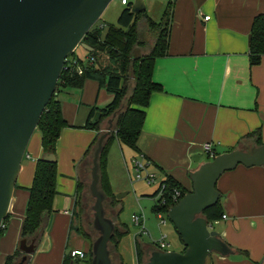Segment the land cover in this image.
Returning a JSON list of instances; mask_svg holds the SVG:
<instances>
[{"label":"crops","instance_id":"obj_1","mask_svg":"<svg viewBox=\"0 0 264 264\" xmlns=\"http://www.w3.org/2000/svg\"><path fill=\"white\" fill-rule=\"evenodd\" d=\"M259 14H264V0H175L168 55L157 59L153 70L162 91L154 93L145 108L138 150L133 151L152 162L150 170L161 182L170 176L192 191L191 174L209 162L202 161L203 155L209 157L204 152L207 143L213 144L215 157L233 149L258 148L256 138H247L256 131L264 143V57L258 66L249 63V36ZM58 100L68 123L55 153L58 193L30 264H64L72 250H86L79 241L68 254L67 238L90 159L93 166L88 150L115 122V117L104 120L99 133L85 128L93 109H103L113 100L96 80L62 89ZM44 155L39 142L28 160L23 159L9 211L10 232L15 234L0 237L3 260L18 249L36 163ZM217 189L227 218L213 223L212 230L242 259L212 254L207 264H264V166L239 165L223 174Z\"/></svg>","mask_w":264,"mask_h":264},{"label":"water","instance_id":"obj_2","mask_svg":"<svg viewBox=\"0 0 264 264\" xmlns=\"http://www.w3.org/2000/svg\"><path fill=\"white\" fill-rule=\"evenodd\" d=\"M112 2L0 0V236L27 148L48 104L57 96L66 60L79 48L93 52L84 39ZM130 9L132 13L146 11L144 0H136ZM101 115L96 113L92 123L99 122ZM112 130L111 121L93 153L89 190L95 199L93 228L99 236L92 245L91 264H115L109 245L116 223L107 217L104 206L107 197L100 189L99 163L104 142ZM41 159L55 162L56 156L45 154ZM200 159L198 156L193 161L198 163ZM239 165L264 166V146L250 152L240 149L226 152L201 164L191 174L192 191L168 211V219L185 250H155L145 264H207L212 254L230 257L233 261L242 259L203 216L221 199L217 189L219 179ZM36 242L37 238L19 242L18 250L24 254L20 264L36 252Z\"/></svg>","mask_w":264,"mask_h":264},{"label":"trees","instance_id":"obj_3","mask_svg":"<svg viewBox=\"0 0 264 264\" xmlns=\"http://www.w3.org/2000/svg\"><path fill=\"white\" fill-rule=\"evenodd\" d=\"M131 5L132 3L129 4L127 9L123 10L118 19L117 26L111 25L107 27L97 24L85 37L84 43L93 49V52L87 53L88 58L94 59L92 65L86 64V59L80 58L76 52L68 58L58 82L57 96H54L48 104L37 128V131L41 134L43 153L55 154L61 133L63 129L68 127V123L62 114L58 93L62 89L81 88L86 80L93 79L99 82L100 87L105 88L113 95L112 102L106 107L103 109H93L90 120L85 126V128L99 133L102 122L108 118L115 117L113 130L104 142L99 161L100 189L106 194V199L111 201L110 206L112 209H115L120 201L116 199L111 191L107 173L108 156L115 142L134 152L138 150V139L142 133L146 119L145 108L148 107L152 95L162 91V86L153 79V70L156 60L168 55L175 0L168 3L160 23L153 22L146 15L145 11L132 13L130 9ZM142 21H145L149 31H153L156 34L153 46L148 48V51H146V42L142 40L139 31V24ZM250 37L249 63L251 67H254L260 65L264 57V14H259L255 17ZM103 56L105 58L104 61L102 60ZM79 66L83 69L82 74L78 72ZM130 88L131 90L129 91ZM98 112L102 114L101 119L96 124H93L92 121ZM100 135L101 133L94 140L90 150H88V156L94 153ZM251 137L256 138L258 147L264 145L261 140L260 131L247 136V138ZM57 180V162H46L39 159L36 163L33 183L29 189L30 195L23 222L21 240L27 239L31 241L37 238V246L41 243L43 235L48 228L50 217L54 212V202L58 193ZM161 183L165 186L166 192L164 197L166 202L163 204L164 198L163 200L161 199L153 210L156 214L163 213L168 219L169 209L176 205L170 195L179 192L181 200L189 191L184 189L170 176H167ZM84 187V184L80 183V195L83 193ZM157 195L158 191L155 192L153 197ZM79 204L80 200L78 201V207ZM120 213L121 210L116 213V219L113 220L116 223V229L110 241V244H115L116 248L119 247L122 238L129 234L128 227L119 222ZM203 216L211 225L221 221L224 216L221 199L217 205L206 210ZM9 218L10 216L3 223L4 228L1 236L6 229ZM118 222L120 223V227L117 224ZM73 230H77L78 232V229H75L71 223L70 231ZM80 236L90 240V237L84 233L80 234ZM141 236L143 235L139 233V237ZM135 244L138 264H143L144 254L141 249V243L136 239ZM151 247L154 251L158 250V246L154 242H152ZM86 253L87 257H90L86 261L88 264L89 261L90 263L92 261V248L86 251ZM23 257L24 254L17 249L6 258L4 264H20ZM30 261L31 256L23 264H30ZM71 262L73 260L70 257H66L64 260V264H71Z\"/></svg>","mask_w":264,"mask_h":264},{"label":"rangeland","instance_id":"obj_4","mask_svg":"<svg viewBox=\"0 0 264 264\" xmlns=\"http://www.w3.org/2000/svg\"><path fill=\"white\" fill-rule=\"evenodd\" d=\"M128 5H123L122 0H113L109 7L104 12L101 19L97 24L105 26H117L118 19L123 10L129 7V4L134 3L136 0H127ZM172 0H144L146 6V15L155 23H160L164 12L167 8L168 3ZM96 24V25H97ZM107 30V29H106ZM139 31L141 38L146 42L148 51L153 46L155 39V32L149 31L145 21L139 24ZM145 51V52H146ZM88 52L83 48H79L76 51L78 56L86 55ZM102 60L105 58L103 56ZM131 86V85H130ZM131 88L129 89V91ZM41 142V135L39 131H36L31 138L29 146L27 148L24 162L28 160V156L31 154V150L34 148V144ZM135 158H139L133 151L118 143L113 144L110 154L108 156L107 173L110 181V187L113 195L120 201L119 205L115 209L110 206V200H105V209L108 214V218L115 220L116 213L121 210L119 214V222L125 224L129 229V234L124 236L118 248L115 244H110L109 249L111 252L112 261L115 264H138L137 253H136V239L141 243V249L144 254L143 264H145L151 256L154 249L151 247L153 240H158L162 234L167 235V248L170 252H182L184 245L182 244L178 234L176 233L172 223L168 221L167 225H162L160 220L157 218V214L154 212V207L158 204L159 197H153L155 192L158 190L161 178L157 177L155 184L149 185L146 181H137L136 173L133 169L132 162ZM202 161H210V158L206 155L202 156ZM213 161V160H211ZM92 163L90 159L89 170L86 178V184H84V191L82 193L79 207L76 210L75 215L72 217V224L75 229L71 231V234L67 238L69 243L68 254L77 242L85 244V251L92 248L93 242L98 238L99 234L93 228L94 211L93 206L95 199L92 197L89 187L92 181L91 169ZM128 193V194H127ZM127 194V195H125ZM125 195V196H124ZM73 211V210H72ZM134 215H141L145 221V225L150 235H143L139 237L140 228L133 222ZM167 218V217H166ZM10 220V219H9ZM9 222V221H8ZM6 224V229L3 234L11 233L9 223ZM117 223L120 227V223ZM70 231V230H69ZM86 234L90 237V240L84 239L80 234ZM67 237V236H66ZM10 246V243H7ZM90 258V257H88ZM3 256L0 250V264H4ZM92 263V261H91ZM90 261L88 264H91ZM75 264H85V261H77ZM87 264V263H86Z\"/></svg>","mask_w":264,"mask_h":264},{"label":"built area","instance_id":"obj_5","mask_svg":"<svg viewBox=\"0 0 264 264\" xmlns=\"http://www.w3.org/2000/svg\"><path fill=\"white\" fill-rule=\"evenodd\" d=\"M127 0H123L122 4L123 5H127ZM205 20L209 21L210 20V16H205ZM68 60V59H67ZM66 60V61H67ZM94 62V59L92 58H88L86 59V64L92 65ZM78 72L80 74H82L83 69L82 67H78ZM204 152L205 154H207L211 159L215 158L214 155V146L211 143H207L204 145ZM140 160L138 158H135L132 162L133 165V169L135 170L136 173V180L137 181H146L149 185L155 184L157 182V175L155 173H153L150 168L152 167V162L146 158L139 157ZM158 197H159V201L163 198L164 200L162 201V203L164 204L166 201L165 199V186L162 185V183L160 182L159 187H158ZM172 201L177 204L180 201V193L179 192H175L174 194L170 195ZM157 218L160 220V223L162 225H167L168 223V219L166 218V216L163 213H158L157 214ZM227 216L224 215L222 219H226ZM133 222L135 223L136 226H138L140 228V234L142 235H150L149 231L146 228L145 225V221L143 219V217L141 215H134L133 216ZM167 235L162 234L161 237L158 240H153V242L158 246V250L160 251H168L167 248L169 247V244L167 243ZM70 258L73 261H87L88 257H87V253L86 251L80 250V249H76V250H72L70 252Z\"/></svg>","mask_w":264,"mask_h":264},{"label":"flooded vegetation","instance_id":"obj_6","mask_svg":"<svg viewBox=\"0 0 264 264\" xmlns=\"http://www.w3.org/2000/svg\"><path fill=\"white\" fill-rule=\"evenodd\" d=\"M105 204V203H104ZM105 206V205H104ZM107 216H108V214H107Z\"/></svg>","mask_w":264,"mask_h":264}]
</instances>
